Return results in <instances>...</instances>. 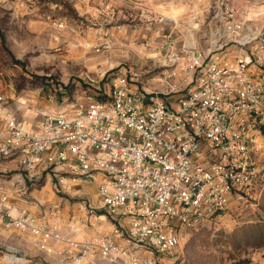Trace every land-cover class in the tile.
Returning <instances> with one entry per match:
<instances>
[{
	"label": "clouds",
	"instance_id": "clouds-1",
	"mask_svg": "<svg viewBox=\"0 0 264 264\" xmlns=\"http://www.w3.org/2000/svg\"><path fill=\"white\" fill-rule=\"evenodd\" d=\"M0 264H264V0H0Z\"/></svg>",
	"mask_w": 264,
	"mask_h": 264
},
{
	"label": "built area",
	"instance_id": "built-area-1",
	"mask_svg": "<svg viewBox=\"0 0 264 264\" xmlns=\"http://www.w3.org/2000/svg\"><path fill=\"white\" fill-rule=\"evenodd\" d=\"M226 143V142H225Z\"/></svg>",
	"mask_w": 264,
	"mask_h": 264
}]
</instances>
